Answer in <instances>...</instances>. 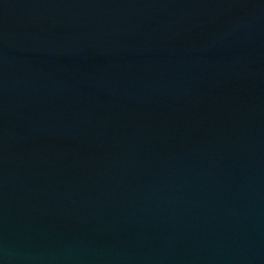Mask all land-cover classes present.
Wrapping results in <instances>:
<instances>
[{
  "label": "water",
  "instance_id": "obj_1",
  "mask_svg": "<svg viewBox=\"0 0 264 264\" xmlns=\"http://www.w3.org/2000/svg\"><path fill=\"white\" fill-rule=\"evenodd\" d=\"M0 264H264V0H0Z\"/></svg>",
  "mask_w": 264,
  "mask_h": 264
}]
</instances>
